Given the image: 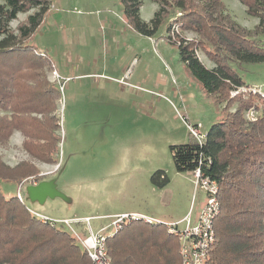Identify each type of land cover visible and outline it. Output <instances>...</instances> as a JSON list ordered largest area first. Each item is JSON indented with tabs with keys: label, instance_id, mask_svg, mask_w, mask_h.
I'll list each match as a JSON object with an SVG mask.
<instances>
[{
	"label": "trees",
	"instance_id": "obj_1",
	"mask_svg": "<svg viewBox=\"0 0 264 264\" xmlns=\"http://www.w3.org/2000/svg\"><path fill=\"white\" fill-rule=\"evenodd\" d=\"M126 24L148 38L166 26V40L176 48L187 74L215 104L222 118L212 124L202 143L189 134L183 144L169 146L177 173L200 170L218 186V213L213 220L214 242L204 264H264V97H230L250 85L239 74L244 65L264 63V0H238L248 16L257 18L252 30L238 25L220 0H152L158 10L149 21L140 18L141 0H117ZM55 0H3L0 3V145L14 132L22 137L26 160L8 166L0 156V183H39L35 163L56 165L60 126L56 116L58 90L45 76L50 61L31 40L54 7ZM178 28L198 40L178 34L171 40L174 11ZM31 12L30 14H28ZM27 14L14 29L10 23ZM176 26V25H175ZM200 49L208 61L199 59ZM46 55V54H45ZM259 100L261 108L251 100ZM231 105L234 110L230 111ZM260 114L248 120L251 109ZM150 183L163 188L166 173L157 170ZM137 221V220H135ZM132 221L106 237L109 264H181L179 242L161 222ZM134 222V221H133ZM65 230L33 217L16 195L0 188V264H90Z\"/></svg>",
	"mask_w": 264,
	"mask_h": 264
},
{
	"label": "rangeland",
	"instance_id": "obj_2",
	"mask_svg": "<svg viewBox=\"0 0 264 264\" xmlns=\"http://www.w3.org/2000/svg\"><path fill=\"white\" fill-rule=\"evenodd\" d=\"M67 1L55 0L54 7H59L63 12L67 11L66 14L73 13L80 17L90 15L87 12L92 8L88 9L83 4L76 3L68 8L62 4ZM220 1L238 25L247 30L254 29L258 23L257 18L248 16L244 5L238 0ZM142 4L141 15L146 17L149 0H142ZM177 16L175 10L169 17V22L176 25L174 37L171 38L181 34L188 40H198L193 32L181 33L179 25L174 23ZM26 17L27 14H19L17 20L10 23V28L14 29ZM37 40L45 42L46 37ZM35 42L37 43L36 40ZM94 43L87 53L96 55L94 59L99 62L98 70L107 69L103 65L104 50L94 48ZM197 55L209 68L210 63L200 49ZM175 58L176 68L173 66V74L170 75L171 84L158 80L161 69L157 60L150 55L148 77L142 82L129 78L131 69L124 77L111 78L100 74L96 77L102 84L99 90H94L89 95L79 91L77 102L66 101V107L65 93H60L58 86L50 82L59 92L56 110L61 139L56 156L58 167L57 164L43 167L38 162L35 165L40 178L55 180L57 190L66 200L47 199L43 205L25 200V204L55 220L88 219L94 233L101 227L110 226L115 214L121 213H135L141 217L152 218L161 222L166 230L167 225L172 223H179L178 228L181 229L184 224L177 220L183 215L190 214L191 219H194L206 196L202 190L194 191L192 174L177 173L173 167L169 146L183 144L190 138L188 130L178 117V111L189 107L195 114V108L203 103L204 112L202 116L200 114L201 118L197 122H193L190 114L188 118L192 123H199L201 132L206 133L212 124L222 118L223 107L215 104L211 97L202 95V91L194 88L190 90L192 77L187 74L177 57ZM239 74L246 84L259 85L264 90V63L244 65ZM190 91L194 93L193 98L185 101L183 98ZM248 93L261 94L264 97V93L255 86L242 88L238 95L231 93L230 97L242 96L245 100ZM251 102L261 108L259 100L252 99ZM229 110L233 111L234 105ZM259 114V111L251 108L245 113V117L253 120ZM22 140L23 137L18 132L5 145H0L2 161H8L6 164L10 167L28 158L21 148ZM157 170L164 171L169 179V184L163 188L150 183V176ZM32 180L24 179L19 185L1 182L0 188L6 196L11 197L16 195L21 184L22 190L27 185L36 184ZM22 190L21 193L24 194ZM128 223L129 220H125L122 228ZM132 223L147 226L139 220ZM74 228L81 235L85 232L84 224L74 225ZM113 232V228H106L103 234L110 236ZM72 238L73 243L79 245L77 239Z\"/></svg>",
	"mask_w": 264,
	"mask_h": 264
},
{
	"label": "crops",
	"instance_id": "obj_3",
	"mask_svg": "<svg viewBox=\"0 0 264 264\" xmlns=\"http://www.w3.org/2000/svg\"><path fill=\"white\" fill-rule=\"evenodd\" d=\"M75 3L83 4L88 9L92 8L87 12L90 15L80 17L73 14L72 11L70 12L72 14H66L67 11L63 12L60 11L59 7H53L31 40L38 51L44 52L50 61V68L45 71L46 79L49 78L52 68L61 76L71 78L63 90V93H65V107L66 101H69V103L77 102L79 91L89 95L94 90H99L102 84L99 83L96 77L100 74H106L111 78L124 77L129 74L131 69V73L128 75L129 78L135 82H142L145 77H148L150 55L157 60L161 69L158 80L166 84L172 83L170 75L173 74V66L176 68L175 57L179 62L180 60L176 48L170 45L165 38L166 26H163L153 38L143 37L135 33L126 24L122 7L117 0H68L62 4L69 8ZM54 5H56L55 2ZM142 8L143 4L140 8V18L149 21L158 10V5L149 0V9L147 8L148 12H145L146 17L141 15ZM44 36L46 37L45 42L37 40ZM93 43L94 48L104 50L102 51L105 56L103 65L107 66V69L98 70L99 62L94 59L96 55L87 53ZM209 63V68H212L213 63L210 61ZM47 81L50 83L49 80ZM190 86V90L194 88L197 91H202L193 80H190ZM251 86H255L260 92L264 93L259 85ZM193 94L190 91L183 99L186 101L187 98H193ZM202 95H205L203 91ZM89 102H92L91 98H89ZM57 103H59V99L56 101ZM202 107L203 103L196 107L195 114L189 107L186 108L187 115H191L193 122H197L198 118H201L204 112ZM205 112H207V109ZM39 164H42L43 167L51 166L43 163ZM123 214L126 213L115 215ZM184 217L185 215L177 221L182 220Z\"/></svg>",
	"mask_w": 264,
	"mask_h": 264
},
{
	"label": "built area",
	"instance_id": "obj_4",
	"mask_svg": "<svg viewBox=\"0 0 264 264\" xmlns=\"http://www.w3.org/2000/svg\"><path fill=\"white\" fill-rule=\"evenodd\" d=\"M173 32L174 28L170 36H173ZM171 40H174V38H171ZM41 54L42 56H46L44 52H41ZM49 79L52 84L58 86L60 93L64 90V84L70 80L69 77H62L54 68H52L49 73ZM178 117L188 130L190 136L199 144L202 143L205 133L201 132V125L199 123L190 122L185 108H183L182 111H178ZM192 175L194 178V191L202 190L206 196L205 201L194 219H191V215L188 214L180 221V224H184L181 229L178 228L179 223H172L167 225V232L175 235L178 239L181 264H204L214 242L213 220L219 209L217 198L218 186L214 181H210L208 178L203 177L199 169H196ZM21 190L22 184L16 192V197L20 202L25 203V195L21 193ZM28 211L41 222H49L55 228L65 230L69 235L77 239L79 242L78 246H80L83 252L87 253L91 264H109L106 246L107 235L103 234L104 229L113 228L114 232L111 234L113 235L122 228L127 219L129 222L143 220L149 224L158 223V221H154L151 218L141 217L136 214H123L115 216L110 226L101 228L94 233L91 230L90 224H88V219L85 221L80 219L55 220L29 207ZM77 224L85 225L84 234L81 235L76 231L74 225Z\"/></svg>",
	"mask_w": 264,
	"mask_h": 264
},
{
	"label": "water",
	"instance_id": "obj_5",
	"mask_svg": "<svg viewBox=\"0 0 264 264\" xmlns=\"http://www.w3.org/2000/svg\"><path fill=\"white\" fill-rule=\"evenodd\" d=\"M25 200L31 203L43 205L47 199L66 198L57 190L55 180H42L36 184H30L24 188Z\"/></svg>",
	"mask_w": 264,
	"mask_h": 264
}]
</instances>
